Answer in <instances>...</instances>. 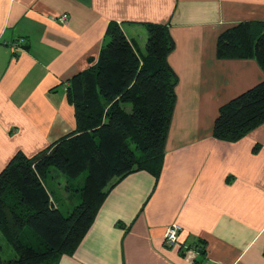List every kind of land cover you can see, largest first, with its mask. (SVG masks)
Returning <instances> with one entry per match:
<instances>
[{
	"label": "crops",
	"instance_id": "crops-1",
	"mask_svg": "<svg viewBox=\"0 0 264 264\" xmlns=\"http://www.w3.org/2000/svg\"><path fill=\"white\" fill-rule=\"evenodd\" d=\"M63 13L66 24L54 19ZM112 22L142 56L144 24L174 40L162 168L120 179L73 253L51 264H264V121L233 142L212 134L219 107L264 79L253 57L219 59L218 36L242 23L262 31L264 0H0V171L17 151L33 157L74 131L67 89ZM171 224L181 230L169 246Z\"/></svg>",
	"mask_w": 264,
	"mask_h": 264
},
{
	"label": "trees",
	"instance_id": "trees-1",
	"mask_svg": "<svg viewBox=\"0 0 264 264\" xmlns=\"http://www.w3.org/2000/svg\"><path fill=\"white\" fill-rule=\"evenodd\" d=\"M255 25L222 32L217 57H253L264 72V29L254 36ZM144 26L140 56L120 25L109 24L97 61L67 89L74 131L33 157L17 151L0 171V264H51L72 254L120 179L142 169L160 173L176 103L177 76L168 63L174 40L166 25ZM263 121L264 79L219 107L212 134L233 142ZM53 168L69 180H84L73 187L79 200L66 214L44 186ZM4 246L12 257L3 258ZM39 253L42 262L34 263Z\"/></svg>",
	"mask_w": 264,
	"mask_h": 264
},
{
	"label": "rangeland",
	"instance_id": "rangeland-1",
	"mask_svg": "<svg viewBox=\"0 0 264 264\" xmlns=\"http://www.w3.org/2000/svg\"><path fill=\"white\" fill-rule=\"evenodd\" d=\"M141 28L142 27L140 26H133L131 27V31L136 32V30H140ZM127 36L126 37L129 38L131 44L134 45L133 48L135 49L137 54L142 56L140 53V48L136 47L133 38H131L129 34ZM83 182V179L69 180L53 168L47 175V178L44 181V186L47 189L48 194L51 195V197L53 198L50 199L52 200L53 205H56L58 208H60L62 213L66 214L71 211V209L74 207L75 204H77L79 200L77 197L78 192H75L73 190V187H75L76 184L80 187ZM106 186L107 183L102 184L101 188H105ZM13 255V251H11L8 246H4V250L2 253L3 258L8 259ZM42 257L43 255L39 253L38 258L34 261V263H41L42 261L40 260V258Z\"/></svg>",
	"mask_w": 264,
	"mask_h": 264
},
{
	"label": "built area",
	"instance_id": "built-area-1",
	"mask_svg": "<svg viewBox=\"0 0 264 264\" xmlns=\"http://www.w3.org/2000/svg\"><path fill=\"white\" fill-rule=\"evenodd\" d=\"M54 19L60 24H66L68 20V14L67 13L59 14ZM180 230H181V226L178 224L169 225L164 232V236H163L164 243L169 246L175 244L177 242V236Z\"/></svg>",
	"mask_w": 264,
	"mask_h": 264
}]
</instances>
